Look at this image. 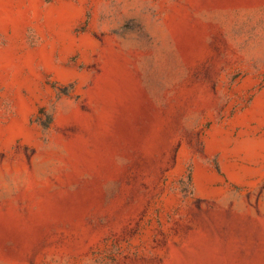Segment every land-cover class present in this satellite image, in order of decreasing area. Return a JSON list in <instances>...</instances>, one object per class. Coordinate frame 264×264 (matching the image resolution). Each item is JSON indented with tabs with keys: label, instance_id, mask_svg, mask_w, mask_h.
Masks as SVG:
<instances>
[{
	"label": "rangeland",
	"instance_id": "374dc122",
	"mask_svg": "<svg viewBox=\"0 0 264 264\" xmlns=\"http://www.w3.org/2000/svg\"><path fill=\"white\" fill-rule=\"evenodd\" d=\"M0 264H264V0H0Z\"/></svg>",
	"mask_w": 264,
	"mask_h": 264
}]
</instances>
